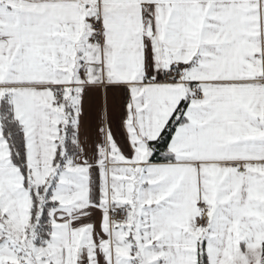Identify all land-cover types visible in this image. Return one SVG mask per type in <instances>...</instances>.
Here are the masks:
<instances>
[{
    "label": "snow or ice",
    "instance_id": "6c2138e0",
    "mask_svg": "<svg viewBox=\"0 0 264 264\" xmlns=\"http://www.w3.org/2000/svg\"><path fill=\"white\" fill-rule=\"evenodd\" d=\"M0 264H264V0H0Z\"/></svg>",
    "mask_w": 264,
    "mask_h": 264
}]
</instances>
